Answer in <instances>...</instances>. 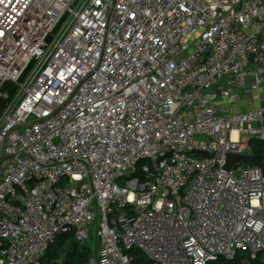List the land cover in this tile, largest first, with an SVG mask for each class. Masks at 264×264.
I'll use <instances>...</instances> for the list:
<instances>
[{
  "label": "built area",
  "instance_id": "2783aa9c",
  "mask_svg": "<svg viewBox=\"0 0 264 264\" xmlns=\"http://www.w3.org/2000/svg\"><path fill=\"white\" fill-rule=\"evenodd\" d=\"M263 85L264 0H0V264L264 261Z\"/></svg>",
  "mask_w": 264,
  "mask_h": 264
},
{
  "label": "trees",
  "instance_id": "16d2710c",
  "mask_svg": "<svg viewBox=\"0 0 264 264\" xmlns=\"http://www.w3.org/2000/svg\"><path fill=\"white\" fill-rule=\"evenodd\" d=\"M3 91L9 92L11 96H13L15 87L12 84H6L3 87ZM4 106L5 103L0 107V112ZM251 149L252 151L250 155L242 157L243 163L252 167L261 168L264 171V143L258 140H253L251 142ZM74 239L75 237L72 234L60 236L56 243L51 246L46 256L40 260V264H54L57 262L60 259L61 250L66 247L69 240ZM69 253L70 257L65 264H88L92 258L86 247L82 246L79 242L71 244ZM125 254L133 258V264H153L151 261H147L142 253L137 250H128L125 251ZM208 264H264V261H262L261 258L251 260L247 253L238 252L233 260L222 258Z\"/></svg>",
  "mask_w": 264,
  "mask_h": 264
},
{
  "label": "rangeland",
  "instance_id": "374dc122",
  "mask_svg": "<svg viewBox=\"0 0 264 264\" xmlns=\"http://www.w3.org/2000/svg\"><path fill=\"white\" fill-rule=\"evenodd\" d=\"M90 235H91V237H89L88 240L82 246L86 247V249L88 250V252L90 253V255L92 257L88 264H93V261H94V263H96V260H97V254H98V249L100 247L99 246L100 241L98 240L99 243L97 244L96 238L94 237L95 236L94 235V227H92ZM75 242L78 243L75 239L68 241L66 247L61 250L60 259L57 262H55L54 264H65V262H67V260L70 257V253H69L70 246H71V244H75ZM39 264H40V262H39Z\"/></svg>",
  "mask_w": 264,
  "mask_h": 264
},
{
  "label": "water",
  "instance_id": "95a60500",
  "mask_svg": "<svg viewBox=\"0 0 264 264\" xmlns=\"http://www.w3.org/2000/svg\"><path fill=\"white\" fill-rule=\"evenodd\" d=\"M50 41V39H49ZM2 102V99H0V103ZM241 159L240 156L238 155H229L228 156V162H227V165H226V169L227 170H231V169H235L236 166H235V162H237V160Z\"/></svg>",
  "mask_w": 264,
  "mask_h": 264
},
{
  "label": "crops",
  "instance_id": "0c3cea01",
  "mask_svg": "<svg viewBox=\"0 0 264 264\" xmlns=\"http://www.w3.org/2000/svg\"><path fill=\"white\" fill-rule=\"evenodd\" d=\"M261 95L264 97V85L262 86V89H261ZM94 236V235H93ZM89 237H91V235L89 234ZM95 237V236H94ZM96 238V237H95ZM96 242L97 244L99 243L97 238H96ZM99 246H100V243H99ZM100 248V247H99ZM99 250V249H98Z\"/></svg>",
  "mask_w": 264,
  "mask_h": 264
}]
</instances>
